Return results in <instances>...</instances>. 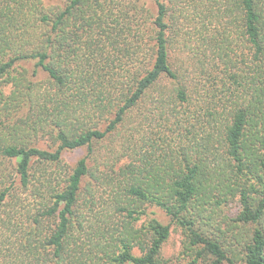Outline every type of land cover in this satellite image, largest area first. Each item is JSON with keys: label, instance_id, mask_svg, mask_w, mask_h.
I'll return each mask as SVG.
<instances>
[{"label": "trees", "instance_id": "1", "mask_svg": "<svg viewBox=\"0 0 264 264\" xmlns=\"http://www.w3.org/2000/svg\"><path fill=\"white\" fill-rule=\"evenodd\" d=\"M190 14L208 34L193 73L209 89L175 55ZM148 106L171 137L103 178L123 217L110 232L90 213L89 158L122 133L129 151ZM171 225L185 264H264V0H0V264H168Z\"/></svg>", "mask_w": 264, "mask_h": 264}, {"label": "rangeland", "instance_id": "2", "mask_svg": "<svg viewBox=\"0 0 264 264\" xmlns=\"http://www.w3.org/2000/svg\"><path fill=\"white\" fill-rule=\"evenodd\" d=\"M61 3H57V7L60 9ZM153 10V8H151ZM203 20L196 16L195 14H190L186 19H181L179 28V47L175 52L176 57L183 62L184 67L187 69L189 74V79H196L200 83L199 89H209L211 83L203 82L198 80L193 73L196 71L198 62L201 59L197 56L196 48H202L200 42L202 38H206L208 34L203 29ZM208 49V47H207ZM200 50V49H199ZM201 54V52H200ZM210 59V57H209ZM208 68L213 69L214 66L213 62L205 61ZM27 69L29 75H31L33 71V64L29 63L25 66H22ZM32 81V78L30 79ZM34 80L37 81H45L46 76L42 73L38 75ZM196 80H189V84H193ZM202 88V89H201ZM152 111L149 118L145 119L143 123L140 120L141 127L139 132L129 133L128 136L131 134L134 136V139L131 141V145L128 146L129 151H124L120 148L121 139H124L127 134H121L117 137H112V141H107L101 144H95L94 146V154L89 158V167L93 169L94 166L97 167L96 176L100 178V181L97 183L93 180H87L86 183L90 186L91 190L94 191L96 194V203L91 208V215L94 218H99L98 225H102L106 223L107 225L105 228H108V231L112 232L113 230H122V214H115L114 213V205L111 206V198L113 195V189L106 187V184H102V180L104 177H108L110 179L115 178L116 173L120 170V167L127 164L131 161V156L134 151H136L139 156L146 157L145 155L148 153H153V157L156 158L157 155L162 153V149H160L162 140L164 136L167 138L171 137L170 132L167 130L170 128L169 125L164 126L163 122L159 120L157 112H155L150 106H148ZM139 111H135L132 114L131 120H126V127L129 128L132 125L133 118H137V114ZM175 135H172L174 137ZM51 140L47 138H39L35 141V146L43 149H48L51 145ZM86 155V149L81 148L69 152H65L63 155V161L68 166L73 167L75 166L76 162L83 158ZM135 165H138L137 163ZM36 168L41 167L39 164H35ZM55 166H51L50 170H54ZM92 171V170H91ZM98 187H100L98 189ZM84 193V191H83ZM25 197V195H23ZM86 198L88 195L86 193ZM26 208H28L29 200H26ZM114 207V208H113ZM85 208V205H84ZM223 211V210H222ZM238 211V207L236 202L229 203L228 207L224 208V212L231 217H234ZM147 214H154L153 217L157 218L163 224H169V219L162 213L159 209L155 207H148L146 209ZM109 219H108V218ZM152 217V216H151ZM146 216H142L138 222L131 223L133 228H140L142 224L146 221ZM170 236L168 240L165 242L162 248L161 256L164 260L168 262V264H185L188 260V257L183 253V240L184 236L180 229L176 228L174 225L170 226ZM134 254H138V249L135 248L133 250ZM240 264V263H238Z\"/></svg>", "mask_w": 264, "mask_h": 264}]
</instances>
